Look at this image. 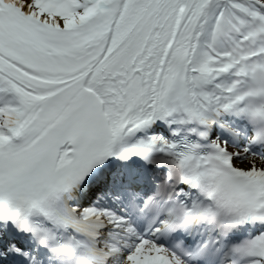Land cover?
<instances>
[{"label":"snow or ice","instance_id":"1","mask_svg":"<svg viewBox=\"0 0 264 264\" xmlns=\"http://www.w3.org/2000/svg\"><path fill=\"white\" fill-rule=\"evenodd\" d=\"M0 264H264V0H0Z\"/></svg>","mask_w":264,"mask_h":264}]
</instances>
